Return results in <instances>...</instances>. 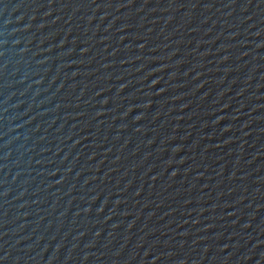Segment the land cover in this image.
<instances>
[{
    "label": "water",
    "instance_id": "water-1",
    "mask_svg": "<svg viewBox=\"0 0 264 264\" xmlns=\"http://www.w3.org/2000/svg\"><path fill=\"white\" fill-rule=\"evenodd\" d=\"M0 264H264V0H0Z\"/></svg>",
    "mask_w": 264,
    "mask_h": 264
}]
</instances>
